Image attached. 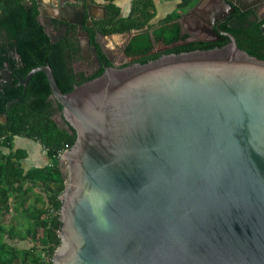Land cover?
Returning <instances> with one entry per match:
<instances>
[{
    "label": "water",
    "instance_id": "1",
    "mask_svg": "<svg viewBox=\"0 0 264 264\" xmlns=\"http://www.w3.org/2000/svg\"><path fill=\"white\" fill-rule=\"evenodd\" d=\"M220 1L229 11L212 22L234 10ZM36 5L54 42L50 9ZM94 13L103 10L69 1L59 18L78 26L85 46L84 17L89 26ZM212 22L203 27L216 36ZM228 37L219 48L109 67L66 94L48 65L18 83L43 72L75 135L51 264H264V61Z\"/></svg>",
    "mask_w": 264,
    "mask_h": 264
},
{
    "label": "trees",
    "instance_id": "2",
    "mask_svg": "<svg viewBox=\"0 0 264 264\" xmlns=\"http://www.w3.org/2000/svg\"><path fill=\"white\" fill-rule=\"evenodd\" d=\"M23 1L0 0V34L5 33L6 40L9 42V45L2 42L5 49L1 53L3 56H0V66L7 63L15 83L23 80L30 70L48 65L58 88L66 94L76 85L102 74L99 72L90 78H78L71 67V60L76 51L73 42L74 27L61 22L59 25L64 28L65 32H60L57 41L51 43L39 21L36 3L32 1L31 6L25 8ZM72 1H89L91 4L96 2L100 4L98 0ZM196 1L179 0L175 8L162 18L149 34L147 30L151 28L150 22L157 15L154 0H130L126 15L123 14L122 7L115 3V0H103L100 5L106 10V18L97 22L95 29L104 35L138 31V34L128 41L124 53L128 56H137L139 64L154 61L163 55L208 50L227 44L228 37H224L220 44H207L188 41V35L181 33L177 20ZM95 29L91 31V36ZM226 30L235 38L241 50L264 61V43L259 44L260 52L251 50L239 42L241 31L238 28L228 29L227 27ZM257 36L260 37L259 33ZM253 37L257 39L256 36ZM153 43H161L168 49L154 54L152 53ZM7 47L19 55L18 61L12 56L13 53L9 54ZM50 95V87L43 72L35 73L26 88L7 86L0 91V116L6 115L7 118L5 123L0 122V260L1 252L7 246L12 248L7 241L26 240L30 235L34 236L39 231L43 239L42 253H37L33 246L19 252L23 258L30 257L33 264H51V258L60 244L58 238L61 228L60 196L65 188L63 186L65 177L62 164L54 156L65 145L71 147L75 135L59 126L54 120L55 113L61 112L62 107L51 100ZM9 102L12 103L9 109H6ZM18 137L41 146L45 151L47 164L32 166L24 170L21 163L27 158V151L25 148L14 147L13 142ZM53 185H56V188H53ZM29 186L38 187L42 191L41 197L35 200L36 203H41V208L26 212L27 217L35 221L34 227L23 233L15 232V227L4 231L1 226L2 215L12 211L16 212L23 207L25 197L30 191ZM10 194H13L12 203L9 201Z\"/></svg>",
    "mask_w": 264,
    "mask_h": 264
},
{
    "label": "flooded vegetation",
    "instance_id": "3",
    "mask_svg": "<svg viewBox=\"0 0 264 264\" xmlns=\"http://www.w3.org/2000/svg\"><path fill=\"white\" fill-rule=\"evenodd\" d=\"M32 1L36 3V0H24L23 6L25 8H29ZM51 1H53V5L51 4ZM69 1L72 0H45L48 8L50 9L48 12L50 14L49 18L51 29L56 34L55 41L51 43H55L57 41V37L60 32H65L64 28L59 24L61 22L63 24L67 23H64L60 20L59 10L60 7L64 6V4L68 3ZM197 2L198 0L189 9L186 10L181 18H179L182 19L180 23L178 22L179 19L177 20V23L180 26L181 33L188 35V41H198L207 44H220L224 40V37H228L230 35L226 28L228 27V29H232L233 27L236 29L238 28L241 31V36L239 35L238 38L241 45H244L251 50L260 52L259 44L264 43V0H233L234 10L230 12L225 18L217 22H212L213 15H217L220 13L225 14L227 13V11H229V9L224 8L220 0H201L200 4L196 5ZM89 5L99 7L103 10V13H94L96 19L92 20L89 26H86L85 24L86 15L84 17L82 30L88 33V45H82V38L78 36V26L70 24L74 27L75 37L73 39V42L76 46V51L73 55L74 57L71 60L73 73L78 78H90L99 72L103 73V71L109 67H125L133 63H137V60L139 59L137 56H128L124 53L125 47L128 42L122 48H112L108 46V38H110L112 35H104L101 31H97L95 29V24L97 22L103 21L106 18V10L97 2L95 4H91L89 2ZM54 11H57L56 17H54ZM242 14L245 16L244 18L242 17ZM187 16H190L191 18L187 19ZM43 18L44 16L39 13V21L41 25L43 22ZM210 22L213 23L211 29L216 32V36L208 33L205 27H203L204 25L207 26V24ZM94 29L95 32L91 36V31H93ZM98 33L102 34L103 37L99 39V42L97 44L96 35ZM257 33H259L260 37L257 36ZM253 36H256L258 40ZM6 39L7 36L5 33L0 34V56H3V54L1 53L5 49V47L3 48L2 42L6 43V45H9V42ZM229 41L230 40L228 37V43ZM161 45L164 46L163 44ZM93 48H95V52L93 51ZM7 50H9L8 47ZM163 51L164 50L160 48L152 49V53L154 54L162 53ZM11 53H13V51L9 50V54ZM12 56L16 61L19 60L18 54L13 53ZM6 73L10 74L11 77L9 78ZM23 80H19L17 83H15L14 76L9 70L7 63L5 62L2 64V66H0V91H3L7 86H22L18 83ZM26 86L23 87L26 88ZM53 118L59 126L67 129L65 123L61 118V112L55 113Z\"/></svg>",
    "mask_w": 264,
    "mask_h": 264
},
{
    "label": "rangeland",
    "instance_id": "4",
    "mask_svg": "<svg viewBox=\"0 0 264 264\" xmlns=\"http://www.w3.org/2000/svg\"><path fill=\"white\" fill-rule=\"evenodd\" d=\"M48 1V0H46ZM103 0H98V2H102ZM178 0H154L155 7L158 9V15L162 16L164 11H169L170 9H173L175 6V3ZM53 3V1H52ZM115 3H118L120 7H122L123 11L127 10L129 7L128 0H115ZM163 7V8H162ZM159 22V19H156L152 21V24H150V27L148 31L149 34L152 33V28L157 27ZM146 30V28L144 29ZM138 34V31H132L125 34H119V35H112L109 39V43L112 48H122L134 35ZM164 46H162L160 43H153V49H162ZM18 142V141H17ZM21 142V140H20ZM19 143V142H18ZM18 143L13 142V145L15 148H25L27 153V158L22 161L21 167L24 170H27L31 168L32 166H42L47 164L45 151L44 149L39 146L37 143L33 142L30 144V147L25 146L24 144L20 145ZM63 158L60 160V164H62ZM62 170L64 169V165L62 164ZM63 186H65V183H63ZM30 187V191L25 197V203L23 207L19 208L16 212H10L7 214H3L1 217V226L4 229V231H7L10 229V227H15V232H25L27 229H31L35 225L34 220H30L27 217L26 212H32L33 210H36L38 208H41V203H36L35 200L41 197L42 191L39 190L38 187ZM53 188H56V185H53ZM63 193V191H62ZM62 198V194L60 196ZM9 201L13 202V194L9 195ZM53 213V212H52ZM7 241V240H6ZM43 239L41 235V231H39L36 235H30L26 240L21 241H7L8 244L12 246L10 249L8 246L1 252V260L0 263L2 264H33L30 257L23 258L19 254L20 251L28 250L29 248L33 247L35 248V251L37 253H42V247H43ZM39 253V254H40Z\"/></svg>",
    "mask_w": 264,
    "mask_h": 264
},
{
    "label": "crops",
    "instance_id": "5",
    "mask_svg": "<svg viewBox=\"0 0 264 264\" xmlns=\"http://www.w3.org/2000/svg\"><path fill=\"white\" fill-rule=\"evenodd\" d=\"M166 1V0H165ZM179 2V0L175 3V6H176V4ZM51 4L53 5V3H52V1H51ZM100 4H101V2H100ZM118 4V3H117ZM128 4H129V6H130V0H128ZM155 4V3H154ZM175 6H174V8H175ZM163 8V7H162ZM173 8V9H174ZM173 9H170L169 11H164L163 12V15L162 16H160V15H158V9H157V7H156V12H157V15H156V19H159V21L162 19V18H164L168 13H170ZM128 10H129V7H128V9L127 10H125V11H123V14L124 15H126V13L128 12ZM155 18L153 19V20H155ZM152 20V21H153ZM152 21L150 22V24H152ZM108 39H111V38H108ZM108 44H109V46H111L110 45V43L108 42ZM20 140H21V142H20ZM19 143H18V142ZM14 142L15 143H18V144H20V145H22V144H24L25 146H27V147H30V142L31 143H33V141H30V140H26V139H23V138H15V140H14ZM31 148H32V145H31ZM28 153V152H27Z\"/></svg>",
    "mask_w": 264,
    "mask_h": 264
},
{
    "label": "built area",
    "instance_id": "6",
    "mask_svg": "<svg viewBox=\"0 0 264 264\" xmlns=\"http://www.w3.org/2000/svg\"><path fill=\"white\" fill-rule=\"evenodd\" d=\"M69 149H70V147L68 145H65L64 148L62 150L58 151L54 157L60 162V160L63 158L64 154L66 152H68Z\"/></svg>",
    "mask_w": 264,
    "mask_h": 264
}]
</instances>
